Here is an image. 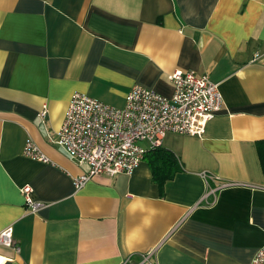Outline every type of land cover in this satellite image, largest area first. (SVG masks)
<instances>
[{
	"label": "crops",
	"instance_id": "crops-1",
	"mask_svg": "<svg viewBox=\"0 0 264 264\" xmlns=\"http://www.w3.org/2000/svg\"><path fill=\"white\" fill-rule=\"evenodd\" d=\"M176 69L222 93L200 135L164 137L182 169L160 188L144 158L75 189L88 165L51 141L72 93L119 107L134 84L170 96ZM27 139L52 163L25 156ZM259 146L264 0H0V229L19 246L0 244V264H249L264 245Z\"/></svg>",
	"mask_w": 264,
	"mask_h": 264
},
{
	"label": "built area",
	"instance_id": "built-area-1",
	"mask_svg": "<svg viewBox=\"0 0 264 264\" xmlns=\"http://www.w3.org/2000/svg\"><path fill=\"white\" fill-rule=\"evenodd\" d=\"M259 56L254 55V59ZM173 87L165 96L141 84H134L125 94L123 106H114L86 93H72L60 127L51 141L60 145L69 157L86 163L88 170L73 177L79 189L95 174L116 176L131 174L147 149L160 146L169 132L200 135L207 122L222 107V93L209 74L176 69L167 76ZM47 104L39 111L45 121ZM142 143H146L144 146ZM22 153L30 158L52 163V160L27 139ZM204 180L213 175L202 173ZM234 184V183H221ZM26 210L35 212L44 202L32 196L28 184L20 187ZM12 225L0 229V244L16 251ZM124 264V262L122 263ZM249 264H264V245L259 246Z\"/></svg>",
	"mask_w": 264,
	"mask_h": 264
},
{
	"label": "trees",
	"instance_id": "trees-1",
	"mask_svg": "<svg viewBox=\"0 0 264 264\" xmlns=\"http://www.w3.org/2000/svg\"><path fill=\"white\" fill-rule=\"evenodd\" d=\"M144 158H147L150 164L152 181L160 188L182 169L178 156L171 149L161 145L147 149ZM259 159L262 169H264V148L261 146H259Z\"/></svg>",
	"mask_w": 264,
	"mask_h": 264
}]
</instances>
